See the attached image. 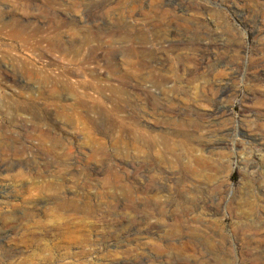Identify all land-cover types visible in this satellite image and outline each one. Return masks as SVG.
I'll return each instance as SVG.
<instances>
[{
  "label": "rangeland",
  "instance_id": "obj_1",
  "mask_svg": "<svg viewBox=\"0 0 264 264\" xmlns=\"http://www.w3.org/2000/svg\"><path fill=\"white\" fill-rule=\"evenodd\" d=\"M0 184L18 264H264V0H0Z\"/></svg>",
  "mask_w": 264,
  "mask_h": 264
},
{
  "label": "bare ground",
  "instance_id": "obj_2",
  "mask_svg": "<svg viewBox=\"0 0 264 264\" xmlns=\"http://www.w3.org/2000/svg\"><path fill=\"white\" fill-rule=\"evenodd\" d=\"M35 126H38V125H35ZM38 128H40V127H38ZM37 131H38V129H36ZM36 132V131H35ZM47 135V133H45V132H42V130H41V132H40V136H46ZM36 136V135H35ZM53 136V135H52ZM55 136V135H54ZM56 137V136H55ZM36 138H37V136H36ZM52 139V138H51ZM44 141H45V139H44ZM43 141V142H44ZM47 141H49L48 139H47ZM55 142V141H54ZM61 143H63V142H60L59 144H61ZM214 147V146H213ZM212 148V147H211ZM197 149V148H196ZM213 149V148H212ZM196 151V150H195ZM200 153V152H199ZM208 158V157H207ZM194 162H196V163H198V164H202V163H206V159L203 157V156H198V157H195V161ZM47 185V184H46ZM45 187V186H44ZM45 189V188H44ZM8 190H7V188L5 187V186H3V185H1L0 184V200H4V198H6L7 197V195L9 194L8 192H7ZM75 192V191H74ZM78 192V191H77ZM80 193V192H79ZM68 194V193H67ZM61 197V196H60ZM60 201V200H59ZM58 201V202H59ZM56 208L58 209V210H64V211H66V210H68V209H72L75 213H77V214H79V213H83L84 212V208L82 207V205L80 204V202L78 201V199H75L74 201H71V202H68V201H66V200H62V201H60L57 205H56ZM78 226V225H77ZM76 228H78V227H76ZM77 230H79V229H77ZM71 231V230H70ZM70 233H72V232H70ZM70 233H68V234H70ZM76 238V237H75ZM11 241V240H10ZM8 244H9V242L8 241H6V238H2L1 240H0V251H2V252H4L5 254L6 253H10L11 254V257H9V258H5V256L3 257H1L0 258V264H2L1 262H2V259H4V260H6V264H18V260L16 259V254L14 253V251H13V249H11V246L9 247L8 246ZM1 255V254H0ZM7 257V256H6Z\"/></svg>",
  "mask_w": 264,
  "mask_h": 264
}]
</instances>
